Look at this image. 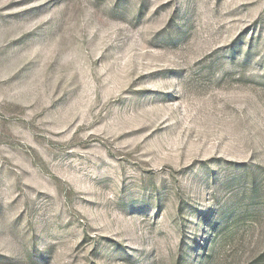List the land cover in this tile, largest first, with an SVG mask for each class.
I'll return each mask as SVG.
<instances>
[{"label": "rangeland", "instance_id": "rangeland-1", "mask_svg": "<svg viewBox=\"0 0 264 264\" xmlns=\"http://www.w3.org/2000/svg\"><path fill=\"white\" fill-rule=\"evenodd\" d=\"M0 264H264V0H0Z\"/></svg>", "mask_w": 264, "mask_h": 264}]
</instances>
